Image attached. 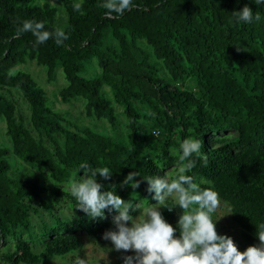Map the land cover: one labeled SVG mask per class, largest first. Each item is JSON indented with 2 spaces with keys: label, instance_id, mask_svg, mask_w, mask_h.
<instances>
[{
  "label": "trees",
  "instance_id": "16d2710c",
  "mask_svg": "<svg viewBox=\"0 0 264 264\" xmlns=\"http://www.w3.org/2000/svg\"><path fill=\"white\" fill-rule=\"evenodd\" d=\"M60 1L67 14L63 27L57 23L59 7L50 1L0 0V116L6 120L13 154L49 170L58 181H65L85 162L92 168L109 167L110 179L96 176L102 191H115L137 204L138 195L153 200L143 178L163 176L168 166L180 167L181 142L200 139L207 162L197 159L188 174L230 204L243 237V245L235 243L238 249L243 252L258 244L256 225L264 223V5L254 0H133L134 7L123 15L108 16L100 7L104 0ZM76 3L82 5L80 12L73 9ZM245 5L259 14V21L235 22L233 11ZM24 20L44 22V30L50 32L61 28L68 39L61 46L54 39L36 44L31 32L17 39L16 28ZM142 40L152 52L140 45ZM152 53L163 62L164 74ZM93 59L101 71L87 76ZM27 60L47 66L50 80L61 66L67 80L60 89L62 99L85 98L89 116L105 118L115 127L116 106L104 88L109 86L129 120L128 140L89 126H66L46 87L18 66ZM10 70L15 72L12 77ZM188 78L194 86L185 85ZM16 89L28 101L38 137L18 114L10 96ZM136 100L146 110L142 112ZM155 129L162 137L152 144ZM230 129L235 134L222 133ZM9 154L7 147L0 146V244L13 240V249L0 251L5 264H44L45 258L72 253L84 245L77 228L108 242L103 233L115 230L116 213L105 210L106 219H90L75 209L77 202L70 192H58L71 199L76 225L56 214V223L44 226L46 240L37 251L19 227L31 229V203L47 187L38 179L14 176ZM129 172L140 175L138 195L130 184L122 185ZM180 212L179 207L162 209L177 234ZM131 214L134 217L137 209ZM216 229L225 235L217 223Z\"/></svg>",
  "mask_w": 264,
  "mask_h": 264
},
{
  "label": "clouds",
  "instance_id": "9594fccd",
  "mask_svg": "<svg viewBox=\"0 0 264 264\" xmlns=\"http://www.w3.org/2000/svg\"><path fill=\"white\" fill-rule=\"evenodd\" d=\"M257 5H264V0H254ZM100 7L105 14L111 16L123 15L134 7L133 0H104ZM74 11L80 12L82 5H73ZM236 23H251L259 21V14H255L245 5L239 11H233ZM31 32L35 36V43H46L54 39L58 46L68 39V35L61 28L54 32L44 30V22L24 20L16 28L15 38L23 33ZM9 77L15 75L10 70ZM203 142L200 139L186 138L180 144L181 166L174 178L167 174L143 178L147 181V191L154 193V204L142 206L134 204L132 200H124L115 191H102L103 185L97 182L99 173L104 179H110L112 171L109 167L92 168L87 162L79 165L78 171L84 175L79 180L73 179L69 186L70 194L76 203L75 209L83 211L90 219H106L105 210L115 212L112 223L115 230H106L103 239L111 241L112 247L118 252H132L125 255L123 264H264V223L256 225L258 245H250L241 252L232 237L218 234L216 222L223 217L213 219L216 211L221 207V197L212 188H202L193 175H189L196 166L197 159L207 162L202 155ZM138 172H129L122 185L129 184L133 189L140 187ZM171 199V204L169 200ZM172 211L179 207L177 227L179 236L168 223L160 211L161 208ZM135 209L140 214L133 217ZM230 214V213H229ZM227 215V214H225ZM130 222V223H129ZM77 264H84L78 260Z\"/></svg>",
  "mask_w": 264,
  "mask_h": 264
},
{
  "label": "rangeland",
  "instance_id": "374dc122",
  "mask_svg": "<svg viewBox=\"0 0 264 264\" xmlns=\"http://www.w3.org/2000/svg\"><path fill=\"white\" fill-rule=\"evenodd\" d=\"M37 1H50L52 4L57 5V23L59 27H63L67 18L65 8L60 0H37ZM140 45L144 46L150 52H152L151 46L144 40L140 41ZM153 61H157L161 67L162 74L165 73V68L163 62L155 57L152 53ZM21 68L28 70L40 83H42L46 89L47 93L50 95L54 101L53 107L55 110L59 111L66 119L63 123L68 126L75 128L72 124H76L79 127L89 126L92 129L104 133L106 135L112 136L117 140L127 141L130 129L128 127V118L125 113L122 104L116 101L114 94L109 86H105V90L113 98V101L117 110L118 123L117 126H112V124L105 118H97L96 116H89L86 113V99L82 97L72 98L70 101H64L60 95V89L67 84V80L64 76V72L61 66H57L53 80L48 78L47 66L38 64L35 60H27L24 63L18 65ZM101 71L97 59L88 65L86 72L87 76H93ZM190 87L195 85V81L192 78L186 80V84ZM10 96L16 101L18 114H22L25 118L26 125L32 130L34 135L38 137V132L34 129L31 123V110L28 101L24 97L20 90H13ZM138 108L143 112L146 110V105L136 100ZM159 130V129H155ZM223 134L233 135L235 131L223 130ZM162 137V134L154 131L152 136V144L158 143V139ZM59 140L64 141V136L59 135ZM45 142L53 149L52 142L45 138ZM0 146H5L10 151L9 157L12 163V174L14 176L23 175L28 178L38 179L41 186L47 187V189L41 191L38 196H35L32 201V227L31 229H26L24 227H19L21 234L28 239L33 247L38 251L43 249L46 237L44 235L45 225H54L56 223L55 215L58 214L63 219L69 221L74 226L76 225L77 215L73 208L72 201L69 197L63 194H58V192H70L69 186L73 182V179L79 180L80 177L84 175L83 171L73 170L69 177L65 181H58L54 179L51 172L47 169L41 168L38 165L32 164L28 161L22 160L17 155L12 152V140L10 135L7 133L6 120L3 116H0ZM145 150H150L145 147ZM152 153V151H150ZM179 166L172 165L165 168V172L168 177L174 178L177 174ZM132 190L138 195L137 189ZM138 203L142 206H147L149 204H154V200L141 199L138 195ZM221 207L216 211L214 220L221 217L216 223L220 227V230L225 233V235H231L234 242L239 245L242 244V234L240 227L235 225L232 219V211L229 203L221 199ZM137 203V204H138ZM163 207L160 209L162 212ZM140 209H137V214L134 217L139 216ZM230 213V214H229ZM227 214V215H225ZM130 223V222H129ZM77 232L84 241L82 248L76 251L63 255V256H53L45 258L44 264H77L78 260H84V264H123V257L125 255H133L132 252H118L112 247L111 241L99 242L92 235L88 234L77 228ZM175 236L179 234L174 233ZM259 244V243H258ZM256 244V245H258ZM8 247L13 249V240L10 237L6 245L4 243L0 244V251ZM248 247V246H247ZM246 247V248H247ZM0 264H5L3 259L0 257ZM26 264V263H20Z\"/></svg>",
  "mask_w": 264,
  "mask_h": 264
},
{
  "label": "built area",
  "instance_id": "2783aa9c",
  "mask_svg": "<svg viewBox=\"0 0 264 264\" xmlns=\"http://www.w3.org/2000/svg\"><path fill=\"white\" fill-rule=\"evenodd\" d=\"M156 132V134H158L159 130H154Z\"/></svg>",
  "mask_w": 264,
  "mask_h": 264
}]
</instances>
